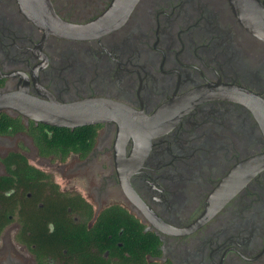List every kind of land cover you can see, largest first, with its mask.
Here are the masks:
<instances>
[{"label":"flooded vegetation","instance_id":"af4514ba","mask_svg":"<svg viewBox=\"0 0 264 264\" xmlns=\"http://www.w3.org/2000/svg\"><path fill=\"white\" fill-rule=\"evenodd\" d=\"M50 1L73 24L95 19L110 2ZM18 86L45 102L101 97L129 111L119 125L82 118L61 126L0 111V176H8L0 181V211H8L0 264H81L78 228L93 230L111 205L155 240L148 264H264V168L193 226L234 166L264 152L252 110L214 92L241 88L264 100V40L239 23L228 0H138L121 25L87 39L44 34L16 0H0V91ZM14 120L23 129L15 131ZM54 131L83 150L42 155L35 136ZM12 152L33 171L23 182L8 171L16 163L2 161ZM76 179L86 183L80 190ZM44 235L42 246L55 252L39 247ZM87 247L102 262L127 263L95 242Z\"/></svg>","mask_w":264,"mask_h":264},{"label":"water","instance_id":"95a60500","mask_svg":"<svg viewBox=\"0 0 264 264\" xmlns=\"http://www.w3.org/2000/svg\"><path fill=\"white\" fill-rule=\"evenodd\" d=\"M138 0H110L107 7L93 20L84 24H73L61 19L54 11L50 0H16L23 15L44 34L72 39L97 37L121 25ZM239 23L251 34L264 40V4L260 0H228ZM219 97L238 100L254 113L264 136V100L257 94L241 88H217ZM13 109L39 122L53 126L71 125L82 118L86 122L115 121L123 124V116L129 111L110 99L86 98L84 102L68 105L50 99L48 102L31 96L25 86L0 91V111ZM68 120L62 121V120ZM70 123V124H69ZM73 125V124H72ZM264 168V152L239 162L221 181L208 199L205 209L193 226L209 219L247 180ZM119 175L120 182L129 194L127 177Z\"/></svg>","mask_w":264,"mask_h":264},{"label":"trees","instance_id":"16d2710c","mask_svg":"<svg viewBox=\"0 0 264 264\" xmlns=\"http://www.w3.org/2000/svg\"><path fill=\"white\" fill-rule=\"evenodd\" d=\"M8 120L7 118H3ZM14 130H21L23 126L16 120H14ZM58 130V129H55ZM52 137H42L40 135L35 136L36 144L38 145L42 155L56 154L58 152H67L69 149L73 150H83L81 147H74V139L68 137L64 134H60L54 131ZM92 138V137H91ZM76 146V145H75ZM4 162L16 163L14 168H9V172L12 173L11 177H14L16 181L23 182L24 176H27V171L33 173L32 169L27 166L26 157L19 152H12L2 158ZM8 178V176H0V181L2 179ZM81 201V200H80ZM82 205H85L82 203ZM63 211L67 206H72L69 201L62 203ZM82 207V206H81ZM85 208L87 206L85 205ZM48 207H44L43 212H48ZM3 211V212H2ZM0 211V229L3 223H5L8 218V211L4 208ZM104 212L100 213L93 230L85 231V227L78 228V258L81 264H108V262H102L103 259L97 254H92L87 247L90 242H95L96 245H100L101 251L108 249L110 256L116 255L117 257L127 258L126 264H148L146 263L145 254L153 253L156 247V242L153 238L148 237V233H143L140 229L139 222L125 209L119 205H111L104 209ZM122 228V232L118 234L119 230ZM39 229H45V225H39ZM86 232V233H83ZM110 235V238L107 236ZM48 238L54 237L55 234H47ZM98 236L100 237L98 239ZM46 235L40 240H37L39 247L44 252L53 251L55 252V246L52 249H48L47 246H42L44 243H49ZM38 239V238H37ZM121 245H117V242ZM55 242V241H54ZM40 250V251H41ZM72 250L68 248V252ZM125 251L127 255L125 256L122 252ZM100 258V259H99ZM101 260V261H100ZM111 264V263H109ZM118 264V261H117Z\"/></svg>","mask_w":264,"mask_h":264},{"label":"rangeland","instance_id":"374dc122","mask_svg":"<svg viewBox=\"0 0 264 264\" xmlns=\"http://www.w3.org/2000/svg\"><path fill=\"white\" fill-rule=\"evenodd\" d=\"M18 141V140H17ZM17 143V142H16ZM33 148H30L29 149V153L33 156ZM51 162H55V159H51ZM76 183H77V185H76V189L77 190H80V189H82L84 186H85V184L86 183H84V182H82L81 180H77L76 179Z\"/></svg>","mask_w":264,"mask_h":264}]
</instances>
